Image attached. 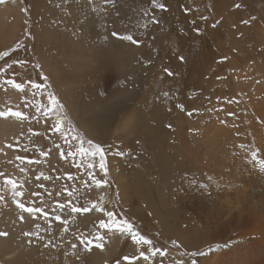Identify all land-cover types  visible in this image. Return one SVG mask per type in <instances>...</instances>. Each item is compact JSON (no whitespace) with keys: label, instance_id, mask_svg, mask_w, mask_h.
<instances>
[{"label":"rangeland","instance_id":"374dc122","mask_svg":"<svg viewBox=\"0 0 264 264\" xmlns=\"http://www.w3.org/2000/svg\"><path fill=\"white\" fill-rule=\"evenodd\" d=\"M263 25L264 0H0V264L205 262L198 121Z\"/></svg>","mask_w":264,"mask_h":264},{"label":"bare ground","instance_id":"6f19581e","mask_svg":"<svg viewBox=\"0 0 264 264\" xmlns=\"http://www.w3.org/2000/svg\"><path fill=\"white\" fill-rule=\"evenodd\" d=\"M263 28L264 25L257 32L256 63L245 76L239 69L228 73L233 74L237 93L232 95L225 85V91L230 96H214L210 106L211 118L208 116L206 119V114L201 113L198 121L199 141L194 151L197 159L194 168L199 175L200 186L204 188L209 184L207 186L217 193L218 198H212L217 200L216 204L218 201L226 203V210L220 217L214 214L206 218L202 216L205 219L204 230L202 228L205 233L202 235L207 240L203 242L202 253L207 254V258L201 264H264ZM129 128L130 123H127L124 129ZM186 162L190 168L192 162L188 157ZM201 202L208 204L200 199L198 204H202V208L204 204ZM209 207L210 204L206 211ZM183 237L186 249H189L196 233L190 228L183 233ZM207 250L209 253H206ZM13 253L10 246L0 242V258H4L3 261H9L12 258L9 255ZM19 253L17 260L23 255L21 248ZM12 261L15 260L11 259L9 263Z\"/></svg>","mask_w":264,"mask_h":264},{"label":"snow or ice","instance_id":"6c2138e0","mask_svg":"<svg viewBox=\"0 0 264 264\" xmlns=\"http://www.w3.org/2000/svg\"><path fill=\"white\" fill-rule=\"evenodd\" d=\"M160 6L163 7V5H160ZM114 35H115V33H114ZM121 38L124 39V40L132 41L133 43H138V41H135L131 35H125V36H123ZM17 87H19V85H17ZM52 102L53 103L57 102L54 97H52ZM12 115H16L18 117L22 116L21 113H12ZM89 143L91 144L92 142L90 141ZM92 147L95 149V151L92 153V155L99 154L100 159H101L100 167H101V169H105L104 151H103L102 147L100 145H95V144L92 145ZM81 151L83 152V149ZM0 175H2V174H0ZM6 183L12 184L13 188H15V183L13 181L9 180V181H6ZM97 183H99V182H97ZM16 195H20V193H16ZM18 206L21 207V208H24L23 204H19ZM93 207H95V205H93ZM39 210L40 209H37V211H39ZM25 211L31 212L32 210L31 209H25ZM73 211H79V210L78 209H73ZM84 211H88V209H84ZM107 216L111 219L113 214L111 212H109V213H107ZM57 219H59V217H57ZM101 227H110V225L105 224L102 221L101 222ZM121 230L122 231L126 230V231H128L130 233H133L132 225L129 224L127 221L124 222V227H122ZM0 234H2V233H0ZM133 239L137 243H145V244H151L152 243L150 240L146 239L144 236H140V235H138L136 233H133ZM100 247H102V245H100ZM156 251H159V250L157 249ZM140 255L144 256V253L141 252ZM152 255H156V252H153ZM161 255H163V253H161ZM144 258L148 259L147 256H144Z\"/></svg>","mask_w":264,"mask_h":264}]
</instances>
